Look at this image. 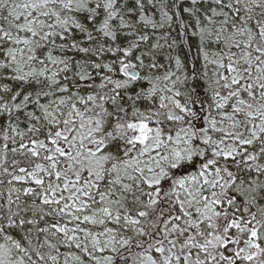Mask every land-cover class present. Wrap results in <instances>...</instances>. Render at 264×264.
Segmentation results:
<instances>
[{
	"label": "snow or ice",
	"instance_id": "1",
	"mask_svg": "<svg viewBox=\"0 0 264 264\" xmlns=\"http://www.w3.org/2000/svg\"><path fill=\"white\" fill-rule=\"evenodd\" d=\"M0 264H264V0H0Z\"/></svg>",
	"mask_w": 264,
	"mask_h": 264
}]
</instances>
